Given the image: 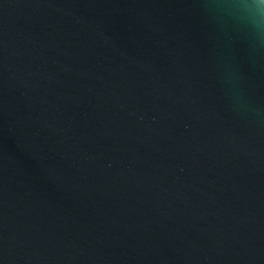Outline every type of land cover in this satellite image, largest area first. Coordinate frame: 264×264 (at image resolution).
Segmentation results:
<instances>
[{
  "label": "water",
  "instance_id": "water-1",
  "mask_svg": "<svg viewBox=\"0 0 264 264\" xmlns=\"http://www.w3.org/2000/svg\"><path fill=\"white\" fill-rule=\"evenodd\" d=\"M0 264H264V55L204 0H0Z\"/></svg>",
  "mask_w": 264,
  "mask_h": 264
},
{
  "label": "clouds",
  "instance_id": "clouds-1",
  "mask_svg": "<svg viewBox=\"0 0 264 264\" xmlns=\"http://www.w3.org/2000/svg\"><path fill=\"white\" fill-rule=\"evenodd\" d=\"M213 13L223 15L240 32L255 59L264 55V0H204Z\"/></svg>",
  "mask_w": 264,
  "mask_h": 264
}]
</instances>
